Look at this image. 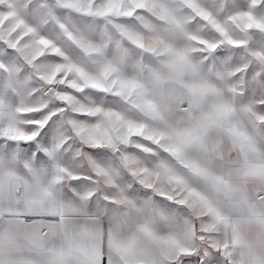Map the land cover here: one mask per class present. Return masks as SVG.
<instances>
[{
    "label": "snow or ice",
    "instance_id": "snow-or-ice-1",
    "mask_svg": "<svg viewBox=\"0 0 264 264\" xmlns=\"http://www.w3.org/2000/svg\"><path fill=\"white\" fill-rule=\"evenodd\" d=\"M0 264H264V0H0Z\"/></svg>",
    "mask_w": 264,
    "mask_h": 264
}]
</instances>
